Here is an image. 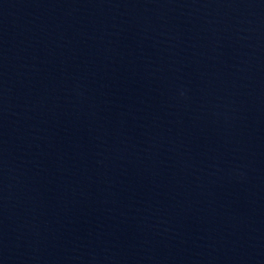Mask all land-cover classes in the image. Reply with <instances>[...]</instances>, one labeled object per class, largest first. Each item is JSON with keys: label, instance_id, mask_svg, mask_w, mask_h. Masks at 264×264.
<instances>
[{"label": "water", "instance_id": "95a60500", "mask_svg": "<svg viewBox=\"0 0 264 264\" xmlns=\"http://www.w3.org/2000/svg\"><path fill=\"white\" fill-rule=\"evenodd\" d=\"M0 264H264V0H0Z\"/></svg>", "mask_w": 264, "mask_h": 264}]
</instances>
